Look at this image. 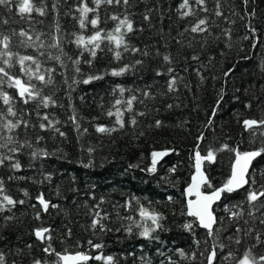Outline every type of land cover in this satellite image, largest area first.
Masks as SVG:
<instances>
[{
    "label": "trees",
    "instance_id": "1",
    "mask_svg": "<svg viewBox=\"0 0 264 264\" xmlns=\"http://www.w3.org/2000/svg\"><path fill=\"white\" fill-rule=\"evenodd\" d=\"M18 2L0 5V39L9 36V50L16 54L6 71L35 84L41 97H51L54 103L45 108L38 98L24 104L17 90L9 87L7 77H2L0 91L12 100L5 105L0 98V114L22 123L9 132L0 120V144H7L0 148V157H12L0 164V181L5 194L24 201L0 212L4 264H34L35 260L59 264L56 252L90 255L84 264H105L96 256H111L112 264H207L208 252L221 243L227 247L216 248L214 264H234L255 243L254 235L245 237L235 228L264 233V225L259 223L264 219V198L255 208L246 200L249 190H264V153L253 161L249 184L223 194L214 207L220 221L215 227L221 230L213 237L187 215L185 189L194 173L197 151L201 156L209 149L215 151L214 162L205 161L203 167L212 185L220 187L235 160V151L229 149L264 148V125L246 129L243 124L244 120H264V0H248L247 4L244 0H206L208 12L193 5L197 15L186 18L177 11L182 0L103 4L89 14V19L100 17L102 36L119 22L111 20L112 15L120 19L127 15L134 31L125 37L128 51L115 49L105 39L95 57L91 45L85 48L75 43L77 36L87 38L96 31L87 22L84 29L79 26L81 0H33L36 7L45 9V15L33 12L23 17ZM85 2L95 7L92 0ZM217 2L222 12L219 17L215 15ZM205 17L207 31L192 33L191 26ZM21 31L26 35L20 36ZM133 47L138 51L132 52ZM114 51L121 52L119 60ZM165 55L169 61L163 59ZM19 56L33 57L40 64L39 74L46 79L51 76L52 82L43 84L35 76L29 80L20 71ZM3 59L0 57V67H4ZM137 60L142 63L136 64ZM25 66L36 72L31 61ZM125 66L128 70L122 75L111 74ZM89 77L100 78L83 83ZM173 78L174 90L169 91ZM120 88L125 91L121 93ZM144 92L150 95L145 97ZM133 96L132 111H127V101ZM117 99L120 105H115ZM9 106L16 111L15 117L7 115ZM117 108L123 113V127L116 123L115 115H107ZM133 118L136 124L131 123ZM157 120L162 122L159 127ZM98 126L115 130L101 133L96 131ZM8 136L13 137L10 144ZM11 148L17 151H9ZM164 151L168 154L158 158L155 172H149L152 153ZM16 162L20 169L12 167ZM211 191L203 187V192ZM40 195L50 204L46 212L38 203ZM141 207L163 216L161 226L147 238L140 235L143 228L137 225L154 226L141 218ZM231 211L243 215L230 221ZM94 219L99 222L95 228ZM186 223L193 227L186 230ZM37 228H48L46 236L51 239L38 240L34 235ZM233 235L242 237L241 245L228 239ZM179 250L186 256L181 257ZM229 251L236 257L226 261ZM252 251L264 253V245Z\"/></svg>",
    "mask_w": 264,
    "mask_h": 264
},
{
    "label": "snow or ice",
    "instance_id": "2",
    "mask_svg": "<svg viewBox=\"0 0 264 264\" xmlns=\"http://www.w3.org/2000/svg\"><path fill=\"white\" fill-rule=\"evenodd\" d=\"M12 2V0H0V5H9ZM245 4H247L248 0H244ZM92 3L95 5V7H89L88 3L85 2V0H81V3L79 4L77 11L79 12V26L81 29H84L86 27V22L90 23L93 29H96V31L91 35L85 38L84 36L80 35L77 36L75 43L78 46H84L87 48L88 45H91L92 48L90 49L92 57L96 56V49L100 47V43L102 40H107L109 44L114 45L115 49H120L123 47L124 51L129 50V46L126 42V34L131 33L134 31L133 22L132 20L125 15L123 19H120L116 15H112L109 18L113 21H119L114 29L112 31H109L106 33V35L102 36L101 33L104 31L103 29L99 28V24L101 23L100 17L98 15H94L92 18L89 19L90 13H96L97 10L101 7V5H113V4H121L128 6L130 4V0H92ZM198 6L199 11L208 12V8L206 5V0H182V2L179 4V7L177 11L180 13L181 18H186L190 16H196L197 11L194 10V7ZM182 10V11H181ZM18 11L19 14L23 17L25 15H30L33 12L38 13L39 15L43 16L45 15V9L43 7H36L33 3V0H19L18 2ZM216 16H221L222 12L220 10V4L217 2L216 4ZM144 19L147 21L149 20V16L145 15ZM7 23V21H5ZM208 23L207 18H200L198 21L191 26L190 31L192 33H202L207 31L206 25ZM20 36H25L26 33L24 31H21L19 33ZM247 38V37H246ZM31 39V37H29ZM10 45V37L5 35L0 39V57H4L3 59V65L4 67H0V83H3L2 77H7V81L9 82V87H14L17 90V95L19 96L20 100L24 104H29L31 101H36L38 98L42 99L43 106L47 108L49 106V103L51 101V97H41V91L39 88L32 83L23 81L18 76L11 75L8 71H6V68L12 67V59L16 55L15 53L11 52L9 50ZM52 47H58V44H53ZM112 50V49H110ZM132 52L138 51L136 48H131ZM144 55H148L147 52L144 53ZM114 58L119 60L121 58V52L120 51H114ZM197 57H193V59H196ZM55 59L59 60L60 57L57 56ZM165 61H169V56L165 55L163 57ZM26 61H31L36 66V72H33V69L30 67L25 66ZM79 60H76L75 63L79 64ZM18 63L20 64V71L26 75L29 76V80H31L32 76H35V79L40 81L43 84H50L52 82L51 76H49L47 79L44 75L39 74V68L40 64L34 60L31 56H19L18 57ZM90 63V62H89ZM142 61L137 60L136 64H140ZM128 70V66L122 67L119 70H113L112 75L113 76H119L125 73ZM77 72L80 71L79 68L76 69ZM169 72H172V69H168ZM160 72H157V75H160ZM100 77H89L88 79L83 80V83L88 84L93 79H99ZM176 81L173 78L168 83V90L173 91L174 85ZM121 93H123L125 90L123 88L119 89ZM143 95L145 97L149 96L150 93L144 92ZM0 98H2L3 103L5 105H10V101L12 100V97L3 91H0ZM136 100V97L133 96L131 99L127 101V111H132V103ZM121 100L117 99L115 101V105H120ZM171 107V105H169ZM7 115L15 117L17 115L16 111L13 110L11 106L7 109ZM108 116L115 115L116 117V123L120 125V127L124 126V120L122 119L123 113L120 111L119 108H117L116 112L113 113L112 111H109L107 113ZM139 115H144V113H139ZM45 120L48 119L47 116L44 117ZM75 118L73 117V120ZM0 120H4V123L2 127L4 129H7L9 132L12 130L18 128L21 121L13 122L12 120H7L5 117L0 114ZM132 124H136L135 118L131 121ZM161 121H156V126L159 127L161 125ZM264 125V120L256 121V120H244L243 124L246 129H251L257 124ZM26 126V124H25ZM40 127L43 129L45 128L44 124H41ZM115 129H108L103 126H98L96 128L97 132H110L114 131ZM61 135H64V133H60ZM203 137H201L202 139ZM13 142V137L8 136L7 137V143L10 144ZM7 144H0V148L6 147ZM223 148L227 149L228 145H224ZM230 151H235V162L232 164V170L231 175L229 178L220 186V187H214L212 183L210 182V179L208 176L205 175V173L202 171V164L207 161L208 163H212L215 160V151L212 149H209L207 154L205 156H201L200 152L197 151L195 154V174L191 178V183L188 185V187L185 189V195L186 196H195V200L189 199L187 202V215L190 217H194L195 220L198 222L199 226L207 231V234L209 237H213L216 233H218L221 229L215 227L220 221L219 218L214 214L213 210V204L216 201H219L221 199L222 194H231L238 189L243 188L246 184H249L248 173H249V166L251 165L252 161L256 158L261 156L262 153H264V148H261L259 150H253V151H246V152H240L238 150L229 149ZM11 152H16V148L9 149ZM168 153L166 151L164 152H153L152 153V166L148 169L149 172H155L156 170V163L158 158L163 157L167 155ZM35 155V153H33ZM8 159L11 160L12 157H0V164L4 163V160ZM85 167H88L89 165H84ZM15 169H20L21 165L19 162H16L12 165ZM172 171H175L173 168ZM252 183H255V180H252ZM203 186H207L208 188H211L212 191L210 193H205L201 191ZM264 187V186H262ZM25 195H28L27 192L24 193ZM0 212L5 211L7 206H15L17 203L23 204L24 201H16L14 200L10 195L5 194V188L2 181H0ZM261 198H264V190L261 191H255V190H249L247 192L246 200L247 203L255 208L257 202L261 201ZM38 203L40 206H42L43 210L46 212L48 208L50 207V204L48 201H46L43 197V195H40L37 197ZM51 207H56L55 205H51ZM261 208H264V203L261 204ZM227 210V209H226ZM259 210V209H257ZM140 216L143 220H150L152 225L154 227H148L143 225H137V227H142L143 230L140 232V235L143 237H149L151 232L155 231L157 228H159L161 225L159 224V221L163 219V216H161L159 213L155 212H149L143 207L140 208ZM243 213L240 211H231L228 219L230 221L232 220H239L242 217ZM249 216H252L253 213L249 212ZM36 218H40V213L36 214ZM5 219H12V217H5ZM128 219H131L129 217ZM97 220H93L92 227L95 228L98 225ZM245 224L248 223V221L244 222ZM259 223L261 225H264V219H260ZM193 227L191 223H186L184 225V228L186 230H190ZM102 228V226H101ZM225 231L227 229H224ZM50 230L48 228H37L34 231V235L38 240L44 241L45 239H51L50 236H46V234ZM128 231H131V228L128 229ZM236 233H243V236H253L255 243L248 249H246L243 254L236 258V253L234 251H229L225 256L224 260H233L234 264H264V253L260 254H253L252 249L255 248L257 245H264V233L261 232H254V229L248 228L247 230L237 226L235 228ZM230 241H232L236 245L242 244V237L240 236H230L228 237ZM91 244V241H89ZM198 244L199 241H196ZM94 247L99 248L100 245H93ZM220 248L222 251L227 245L224 244H218L214 245L212 250L208 252L206 256L207 264H214V262L217 259V251L216 248ZM51 249V245L49 244L48 247L44 248V251L46 253H49ZM55 255L59 258V264H84V262L89 260V256L77 252L75 254H68L64 253L61 254L59 252H56ZM179 255L181 257H185L186 254L183 250H179ZM203 255V253H202ZM194 258V256H193ZM96 260H104L105 264H112L113 258L111 256L108 257H102V256H96ZM0 264H4V256L3 254H0ZM34 264H41L40 260H35Z\"/></svg>",
    "mask_w": 264,
    "mask_h": 264
},
{
    "label": "water",
    "instance_id": "3",
    "mask_svg": "<svg viewBox=\"0 0 264 264\" xmlns=\"http://www.w3.org/2000/svg\"><path fill=\"white\" fill-rule=\"evenodd\" d=\"M256 158H257V157H256ZM256 158H255V159H256ZM255 159H254V160H255ZM254 160H253V161H254ZM253 161H252L251 165L249 166V172H250V169H251V167H252ZM195 162H196V161H194V173H193V175L195 174V171H196V169H195ZM234 162H235V160H234ZM234 162H233V163H234ZM233 163H232V164H233ZM203 166H204V163L202 164V171L204 172V167H203ZM231 170H232V167H231ZM204 173H205V172H204ZM248 174H249V173H248ZM193 175H192V176H193ZM205 175H206V174H205ZM230 175H231V174H230ZM191 178H192V177H191ZM190 183H191V180H190ZM190 183H189V184H190ZM187 187H188V186H187ZM187 187H186V188H187ZM203 187H204V186H203ZM203 187H202L201 191H203ZM243 188H244V187H243ZM241 189H242V188H241ZM238 190H240V189H238ZM209 193H210V192H209ZM206 194H207V193H206ZM222 196H223V194H222ZM222 196H221V199H220L219 201H216V202L213 204V210H214V207H215L218 203L221 202V200H222ZM189 199H191V200H195V196H190V197L188 196V200H189ZM199 227H200V226H199ZM200 228H201V227H200ZM202 229H203V228H202ZM68 254H75V253H68ZM87 256H89V260H90V259H91V256H90V255H87ZM89 260H88V261H89ZM86 262H87V261H86Z\"/></svg>",
    "mask_w": 264,
    "mask_h": 264
}]
</instances>
